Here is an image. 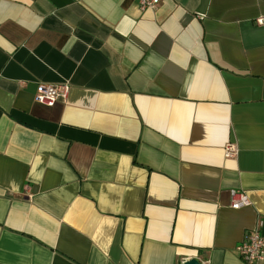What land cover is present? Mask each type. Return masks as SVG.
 I'll use <instances>...</instances> for the list:
<instances>
[{"label": "crops", "instance_id": "crops-1", "mask_svg": "<svg viewBox=\"0 0 264 264\" xmlns=\"http://www.w3.org/2000/svg\"><path fill=\"white\" fill-rule=\"evenodd\" d=\"M260 16L264 0H0V264H245L236 244L264 236ZM63 82L66 100L35 101Z\"/></svg>", "mask_w": 264, "mask_h": 264}, {"label": "built area", "instance_id": "built-area-1", "mask_svg": "<svg viewBox=\"0 0 264 264\" xmlns=\"http://www.w3.org/2000/svg\"><path fill=\"white\" fill-rule=\"evenodd\" d=\"M141 10L147 8H155L161 0H135ZM257 25L264 24V17L260 16L255 20ZM69 91L67 82L58 84H39L36 88L34 99L36 102L51 106L57 100H66ZM237 152L233 143H227L224 146V156L231 157ZM250 201L247 194L242 190L231 191V207L240 208L249 205ZM235 251L245 262V264H255L260 260H264V236L260 234L258 229H252L248 232L243 240L236 244Z\"/></svg>", "mask_w": 264, "mask_h": 264}, {"label": "water", "instance_id": "water-1", "mask_svg": "<svg viewBox=\"0 0 264 264\" xmlns=\"http://www.w3.org/2000/svg\"><path fill=\"white\" fill-rule=\"evenodd\" d=\"M182 264H201V263L196 258H189L185 260Z\"/></svg>", "mask_w": 264, "mask_h": 264}]
</instances>
